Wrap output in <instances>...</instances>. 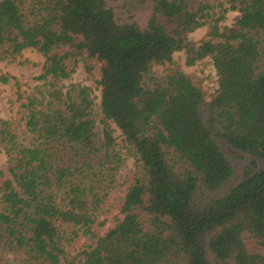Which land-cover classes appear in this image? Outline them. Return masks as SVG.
<instances>
[{
    "label": "trees",
    "instance_id": "1",
    "mask_svg": "<svg viewBox=\"0 0 264 264\" xmlns=\"http://www.w3.org/2000/svg\"><path fill=\"white\" fill-rule=\"evenodd\" d=\"M189 1L151 0L142 27L109 0H0V61L27 48L44 58L42 84L17 92L23 129L0 118L9 174L0 169V264H264L245 242L264 249V0ZM228 11L239 18L222 29ZM158 15L209 31L197 44L177 40ZM177 50L188 66L211 60L208 124L189 74L152 71ZM80 61L87 72L99 64L98 112L89 87L61 83ZM109 123L139 171L122 218L98 236L92 227L122 163ZM215 136L262 162L220 195L234 170ZM79 234L91 243L69 256Z\"/></svg>",
    "mask_w": 264,
    "mask_h": 264
},
{
    "label": "rangeland",
    "instance_id": "2",
    "mask_svg": "<svg viewBox=\"0 0 264 264\" xmlns=\"http://www.w3.org/2000/svg\"><path fill=\"white\" fill-rule=\"evenodd\" d=\"M204 1L211 3L213 0H190L189 7L196 8ZM109 4L121 18L131 16L142 27L147 24L151 14V0H109ZM238 18L239 13L237 11H228L219 25L222 29L234 27ZM157 21L164 26L167 33L174 36L177 40L183 39L185 42L190 43L197 44L209 31L208 24L189 31L179 30L174 21L160 15L157 16ZM43 59V56L39 52L27 48L13 61H0V76L7 78L6 82L0 80V118L10 120L19 131L23 129V122L20 112L21 100L17 98V92L21 93L23 96L33 92L36 87L42 84V81L36 79V77L41 71ZM184 59V50H177L172 55L171 65L167 63L154 65L152 71L156 74H161L169 67H178L183 72L189 74L202 91L203 101L199 106V111L203 117L204 123L208 124V101L215 94L217 88L214 68L208 57L197 61L191 66L185 65ZM92 63L94 64V68L91 72H87L83 63L80 61L71 76L61 83L64 85L79 83L89 87L93 98L94 109L98 112L100 103V87L97 84V80L100 76L99 64L96 62ZM97 119H100V116ZM101 126L102 123L97 120V128L101 129ZM109 128L112 130L111 134L115 139V149L118 150L122 156V163L115 175V187L109 193L104 204V209L97 215V220L92 227V230L98 236L103 235L122 218L120 207L124 194L127 187L138 176L139 171L138 162L125 145L120 131L112 123H109ZM215 140L224 154L229 158L234 170L232 178L225 187L214 192L215 195H220L229 186L242 179L245 174L261 167L262 162L246 153L233 149L227 145L223 139L217 136H215ZM0 169L3 171L4 177L8 178L7 161L3 154L0 155ZM101 221L102 224L98 225L97 223ZM245 242L248 248L264 252V249L253 243L250 238L245 237ZM90 243L91 239L88 236L79 234L67 245L66 250L68 255H75ZM8 260L13 262L11 258H8Z\"/></svg>",
    "mask_w": 264,
    "mask_h": 264
}]
</instances>
